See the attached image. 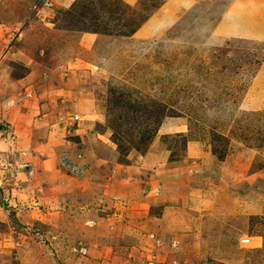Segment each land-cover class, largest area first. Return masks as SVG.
Segmentation results:
<instances>
[{
  "label": "rangeland",
  "instance_id": "obj_1",
  "mask_svg": "<svg viewBox=\"0 0 264 264\" xmlns=\"http://www.w3.org/2000/svg\"><path fill=\"white\" fill-rule=\"evenodd\" d=\"M49 1L0 0V264H264V0Z\"/></svg>",
  "mask_w": 264,
  "mask_h": 264
},
{
  "label": "crops",
  "instance_id": "obj_2",
  "mask_svg": "<svg viewBox=\"0 0 264 264\" xmlns=\"http://www.w3.org/2000/svg\"><path fill=\"white\" fill-rule=\"evenodd\" d=\"M3 104L6 106V101H4ZM0 107H1V104H0ZM9 111H11V110H8L6 112L4 111L5 113L3 115H5L4 116L5 119L7 117L6 113L9 112ZM6 120H7V122H9L8 118ZM36 122H37V119L34 120L33 122H31V125L32 126H28L26 128L24 127V130L21 131L20 134L19 133L17 134V138H16L17 140H16V145H15V150L12 153L15 154V151H17L18 153H21V155H22V152L25 149H27L28 147H31L32 148V152L35 153V151H38L39 148H41V147L44 146V142H46L45 141L46 139L45 138H40L39 136H37V134L35 132V129L36 128H34L35 125H36ZM96 147L99 148V149H102V150H104V149L107 150V148L110 149V150H112L111 147L108 145V142H104V141L103 142L102 141H99L92 148H96ZM92 150L94 151V149H92ZM110 150H108V151L110 152ZM105 156L106 157L110 156L113 159H116L117 158L116 154L113 151H111L110 154H107ZM126 167H127V169H131V167H133V164H128L127 163L126 164ZM128 178H130V177L127 176V177H124V178L120 179L118 181L119 185L121 183H123L124 181H126ZM127 183H129V181ZM111 186H112L111 188H115L116 187L115 185H111Z\"/></svg>",
  "mask_w": 264,
  "mask_h": 264
},
{
  "label": "bare ground",
  "instance_id": "obj_3",
  "mask_svg": "<svg viewBox=\"0 0 264 264\" xmlns=\"http://www.w3.org/2000/svg\"><path fill=\"white\" fill-rule=\"evenodd\" d=\"M252 31H254L253 33H256V34H258V32H259V31H258V28H257V29L255 28V29L252 30Z\"/></svg>",
  "mask_w": 264,
  "mask_h": 264
},
{
  "label": "built area",
  "instance_id": "obj_4",
  "mask_svg": "<svg viewBox=\"0 0 264 264\" xmlns=\"http://www.w3.org/2000/svg\"><path fill=\"white\" fill-rule=\"evenodd\" d=\"M50 3H51V2H50L49 0H47L46 4L51 5Z\"/></svg>",
  "mask_w": 264,
  "mask_h": 264
}]
</instances>
